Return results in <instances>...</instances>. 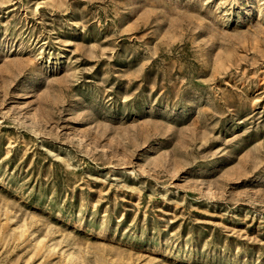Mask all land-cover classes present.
Wrapping results in <instances>:
<instances>
[{
  "label": "rangeland",
  "instance_id": "rangeland-1",
  "mask_svg": "<svg viewBox=\"0 0 264 264\" xmlns=\"http://www.w3.org/2000/svg\"><path fill=\"white\" fill-rule=\"evenodd\" d=\"M0 264H264V0H0Z\"/></svg>",
  "mask_w": 264,
  "mask_h": 264
}]
</instances>
